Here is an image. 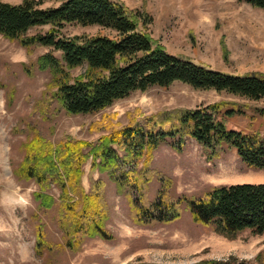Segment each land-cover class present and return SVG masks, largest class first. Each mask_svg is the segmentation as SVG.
Here are the masks:
<instances>
[{"label":"trees","instance_id":"trees-1","mask_svg":"<svg viewBox=\"0 0 264 264\" xmlns=\"http://www.w3.org/2000/svg\"><path fill=\"white\" fill-rule=\"evenodd\" d=\"M240 1L264 9V0ZM46 3L51 4L44 6ZM149 22L146 13L131 10L118 0H21L18 4L0 0V35L22 47L39 45L52 49L40 55L35 64L39 71L49 73L47 99L55 101L67 114L97 113L136 91L169 87L174 82L251 100L264 97V74L226 72L171 54L147 32ZM73 23L97 25L107 33L62 36L61 29ZM43 25H49L50 29L28 34L30 29ZM79 67L86 70L73 76L71 70ZM13 95L10 90V100ZM227 106L226 101H220L166 110L118 128L112 117L104 115L91 128L109 132L96 141L68 136L53 142L35 122L28 121L27 137L21 144L22 159L13 172L17 179L37 185L33 197L38 208L54 211L53 222L62 236V247L76 252L87 239H113L107 229L110 208L105 198L106 181L102 177L91 178L88 190L82 184L88 161L90 172L107 175L118 191L136 188L144 196L148 183L155 177L150 167L154 152L164 143L180 152L190 138L202 146L209 158L235 150L246 167L263 170L264 138L258 133L228 128L221 116L232 117L243 111ZM258 112L264 116L263 110ZM123 166L129 168L120 173ZM160 180L156 198L145 203L150 212L161 209L167 213L155 219L177 220L182 204H186L194 223L227 238L245 231L264 233V183L224 184L211 187L198 197H173L172 180L168 177ZM130 203L135 209L132 199ZM135 211L140 216L141 209ZM53 247L39 226L37 255Z\"/></svg>","mask_w":264,"mask_h":264},{"label":"rangeland","instance_id":"rangeland-1","mask_svg":"<svg viewBox=\"0 0 264 264\" xmlns=\"http://www.w3.org/2000/svg\"><path fill=\"white\" fill-rule=\"evenodd\" d=\"M18 4L21 0H2ZM131 10L146 13L150 22L147 32L155 42L171 53L191 58L214 69L232 73L256 71L264 74V9L240 0H118ZM46 3L44 6H49ZM49 25L36 26L28 34L45 33ZM107 33L97 25L66 24L64 37ZM50 47H22L17 41L0 35V181L12 176L11 184L0 186L18 204L0 206V264H21V253L31 256L32 264H200L204 261L228 264H264V233L245 231L227 238L209 227L194 223L186 204L181 206L177 220L155 219L167 214L161 209H146V200L156 198L160 178L172 180L173 197L201 196L211 187L224 184L264 183V169L246 167L235 150L220 152L209 158L202 146L188 138L178 152L168 143L155 152L151 169L155 175L148 183L146 196L134 188L118 191L107 175L90 172L91 163L84 166L82 184L89 189L90 179L106 181L105 198L110 208L107 229L113 239H87L72 252L62 247V236L53 222L54 211L38 208L33 193L37 185L22 181L14 168L22 159L21 144L27 137L28 121L37 124L53 142L65 137L88 141L109 130H93L91 125L104 115L112 117L115 127L140 122L146 116L176 108H195L226 101L228 108H241L243 114L221 116L230 129L258 133L264 138V97L251 100L226 92L194 89L174 82L169 87L154 86L136 91L111 106L93 114H67L55 101H49L47 71H39L36 59ZM59 56L58 52H54ZM86 67L71 70L73 76L84 73ZM10 90L14 91L10 100ZM48 94V93H47ZM142 162L138 168L140 169ZM128 166H123L127 170ZM58 195V191L54 190ZM141 209L138 216L132 208ZM155 217V218H154ZM42 226L47 240L54 244L38 256L35 251L36 232ZM61 245V246H60Z\"/></svg>","mask_w":264,"mask_h":264},{"label":"clouds","instance_id":"clouds-1","mask_svg":"<svg viewBox=\"0 0 264 264\" xmlns=\"http://www.w3.org/2000/svg\"><path fill=\"white\" fill-rule=\"evenodd\" d=\"M13 182L12 176H6L3 181H0V185L7 183L11 184ZM18 201H15L11 194L6 192L2 186H0V206L5 205H15ZM21 264H32L31 256L27 252L21 253Z\"/></svg>","mask_w":264,"mask_h":264}]
</instances>
